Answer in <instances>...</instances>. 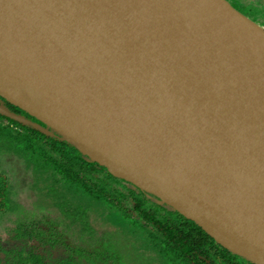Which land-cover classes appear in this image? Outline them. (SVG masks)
I'll return each instance as SVG.
<instances>
[{
    "label": "water",
    "instance_id": "water-1",
    "mask_svg": "<svg viewBox=\"0 0 264 264\" xmlns=\"http://www.w3.org/2000/svg\"><path fill=\"white\" fill-rule=\"evenodd\" d=\"M206 2L226 27L178 0H0V96L43 125L0 113L264 264V28Z\"/></svg>",
    "mask_w": 264,
    "mask_h": 264
},
{
    "label": "rangeland",
    "instance_id": "rangeland-1",
    "mask_svg": "<svg viewBox=\"0 0 264 264\" xmlns=\"http://www.w3.org/2000/svg\"><path fill=\"white\" fill-rule=\"evenodd\" d=\"M227 1L251 20L258 22L259 25H264V20H262L264 19V9L263 12H260L262 9L253 6L251 0ZM22 137L12 138L9 133H3V131L0 133V174L5 177L4 180L0 179V188L2 181H9L12 186L9 191H13L12 194H14L11 196V204H9L13 213L2 214L0 217L2 222L5 221L9 226L15 227L22 225L30 218H38L36 219L39 223L37 229L42 232H44L43 230H53L55 234L60 232L61 236L63 228L65 230L63 232L69 238L68 241L73 239L74 247H77V242L80 240L88 242L92 251L101 245V249L93 253H101L105 257L112 252H119L118 257L112 256L111 258L116 262L122 261V264H158L155 255L157 245L148 234H141L142 244L135 243L130 240L136 239L131 234L133 229L126 227L127 224L124 223L126 216H119L107 204L101 203L87 192L81 191L82 187L79 185L68 183L66 186L62 182L52 181V177H49V174L44 171L45 168L40 163L39 157L35 155V153H41V146L30 145ZM26 177L29 178V187L36 194L33 196L34 205H31L29 210H26L27 199L30 204L29 197L31 196L24 199L25 202L21 200L22 193L25 194L26 183L24 185L23 182L26 181ZM55 183L57 184L54 185ZM40 197H43L42 201H40ZM9 199L10 196H8ZM48 204L60 205V210L53 206H47ZM61 225L62 227H60ZM3 226L6 227V225ZM160 250L164 259L167 252L164 247H161ZM169 264H177V262L172 261Z\"/></svg>",
    "mask_w": 264,
    "mask_h": 264
},
{
    "label": "trees",
    "instance_id": "trees-1",
    "mask_svg": "<svg viewBox=\"0 0 264 264\" xmlns=\"http://www.w3.org/2000/svg\"><path fill=\"white\" fill-rule=\"evenodd\" d=\"M0 118L3 117L0 115ZM16 124L30 134L28 139L23 138L28 144L41 146V153H34L52 181L62 182L66 186L68 183L79 185L95 197L100 195L106 202H111L110 206L114 205L123 214H127L124 203L128 205L131 216L135 215L134 219L142 222L145 230L155 232L159 239L169 240L165 247V257L170 260L169 263L255 264L222 247L196 223L162 204L156 196L124 179L112 176L105 167L88 161V158L60 136H49L31 126ZM167 209L172 215L166 213ZM137 221L129 222L132 224Z\"/></svg>",
    "mask_w": 264,
    "mask_h": 264
},
{
    "label": "flooded vegetation",
    "instance_id": "flooded-vegetation-1",
    "mask_svg": "<svg viewBox=\"0 0 264 264\" xmlns=\"http://www.w3.org/2000/svg\"><path fill=\"white\" fill-rule=\"evenodd\" d=\"M251 1L253 2V6H255L257 9L258 7H260L262 10L264 9V0H251ZM261 26L264 28V25ZM1 107L5 108L12 114L21 116L26 119H30L32 121H36V119L29 116L26 112L13 106L6 99L0 96V108ZM0 115L3 117L0 118V133H2L3 131V133H9L12 136V138L13 137L16 138V136H23L22 138L28 139L30 134L25 132L24 129H22L20 126L16 124V123L20 124L19 122L9 117H6L2 114ZM4 178L5 177H3V175L0 174V179L4 180ZM23 183L24 185L26 183V188L24 189V193L26 195L22 193L21 200L25 202V200L29 196H31L29 197L30 204H28V199H27L26 210H29L31 209V205H34L33 196L35 192L31 189V187H29L30 182L28 177H26V181H24ZM1 184L2 187L0 188V217L2 214L5 215V214L13 213V210L12 208H10L9 204H11V199H12L11 196L14 195L12 194L13 191H9V189L12 187L9 181L7 182L2 181ZM81 191L87 192L95 200L107 204L108 207L111 208L113 211L117 212L119 216H126L125 219L126 222L124 221V223L127 224L126 227L128 226V228L133 229L131 234L136 238L130 240H133L135 243L137 242L141 243L142 242L140 239L141 234L143 233L148 234L151 237L152 241H154L155 245H157L156 248L157 254L155 253V255L158 264H169L170 260L166 259V257L165 259H163V255L161 254V250H160L161 247L165 248L167 246L166 244H168L169 240L166 241L165 239H159L157 237L158 235L155 232L153 231L149 232V230H145L143 228L145 227V225L142 224V222H138L136 219H134L135 215L131 216V210L128 207V205L126 206V204L124 203L125 205L124 208L126 209L127 214H123V212L118 208H116L114 205L110 206L111 202L110 203H108L109 201L106 202L102 197H100V195H98L97 198L94 196V194H91L89 191H84L83 189ZM8 196H10L9 200H8ZM40 198H41L40 201H42L43 197ZM47 206H53L56 209L59 208L58 210H60L61 207L60 205L57 204L55 205L48 204ZM166 213L172 215L170 214V211L168 209L166 210ZM36 219L38 218H34V219L30 218V220L24 221L22 225L20 226L18 225L15 227H13V225L9 226V224H6L5 221L2 222V220H0V226H1L0 264H122V261L119 260L116 262L114 261V259L111 258L112 256L118 257L117 255L119 252L118 253L112 252L110 255H107L105 257L101 253H93L96 250H100L101 245L96 247V249L92 251L88 246V242H82L80 240L77 242V247H74L73 245H75V243H73V239H70L71 243L68 241L69 238L66 236L65 232H63L65 231L63 228H62L61 236H60V232H57L55 234L53 230H43L44 232H42L39 229H37L39 223H37ZM130 220L137 222H133L131 224L129 222ZM3 225H6V227H4ZM60 227H62V225ZM92 242H97V241H92Z\"/></svg>",
    "mask_w": 264,
    "mask_h": 264
},
{
    "label": "bare ground",
    "instance_id": "bare-ground-1",
    "mask_svg": "<svg viewBox=\"0 0 264 264\" xmlns=\"http://www.w3.org/2000/svg\"><path fill=\"white\" fill-rule=\"evenodd\" d=\"M184 7L195 6L198 10L199 16L202 20L212 23L217 22L225 26L228 22L221 19L220 14H216L214 8L210 7L206 0H178ZM211 24V23H210ZM226 27V26H225ZM223 29V28H222ZM223 33L226 34L227 30L223 29ZM229 35V34H227ZM259 52L260 48L257 46H248L245 52H241L239 55V60L243 64H259Z\"/></svg>",
    "mask_w": 264,
    "mask_h": 264
}]
</instances>
